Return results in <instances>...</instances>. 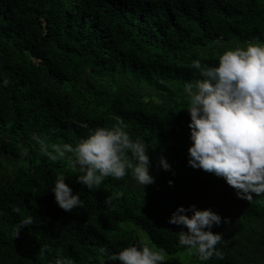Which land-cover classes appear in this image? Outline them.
Here are the masks:
<instances>
[{"label": "trees", "instance_id": "16d2710c", "mask_svg": "<svg viewBox=\"0 0 264 264\" xmlns=\"http://www.w3.org/2000/svg\"><path fill=\"white\" fill-rule=\"evenodd\" d=\"M249 43L264 44V0H0V264H105L114 261L101 247L141 241L167 253L163 264H264V195L240 199L188 164L184 85L200 78L191 61L215 66ZM116 117L146 143L154 183L142 187L129 172L91 191L77 182L71 154L51 162L33 139L50 151L75 146ZM58 175L83 208L58 206ZM181 205L221 216L211 231L222 234L223 259L201 261L179 244L187 228L168 221ZM27 216L33 225L16 235Z\"/></svg>", "mask_w": 264, "mask_h": 264}, {"label": "clouds", "instance_id": "9594fccd", "mask_svg": "<svg viewBox=\"0 0 264 264\" xmlns=\"http://www.w3.org/2000/svg\"><path fill=\"white\" fill-rule=\"evenodd\" d=\"M190 68L197 70L198 79L184 85L188 98L186 109L189 122L191 146L188 148V164L223 178L240 199L249 202L254 195H264V44L249 43L246 48L226 49L218 57V64H202L200 59L192 60ZM7 85L8 81L3 82ZM111 127H97L89 130L75 146L49 145L33 134L42 155L55 162L68 156L72 168L78 172L77 182L93 191L100 187L105 178L123 179L131 173L136 182L147 186L155 182L149 172L150 158L146 143L133 139L125 130L126 125L116 117ZM78 126L88 128L87 124ZM27 156L28 152L23 151ZM160 165L169 170L164 157ZM172 184V181H169ZM52 191L58 206L70 212L75 207L83 208L79 194L65 183V176L58 175ZM19 213V209H15ZM191 211L189 217L185 213ZM221 216L211 209H197L179 206L168 223L186 226L187 231L178 232V242L195 254L201 261L215 256L223 259L217 250L221 233L211 231L213 225L221 223ZM33 217H23L16 229L33 225ZM227 223L228 219L225 218ZM100 252L108 260H119L122 264H163L167 253L154 249L148 242L140 246L124 247L118 252L108 253L104 247ZM56 264H71L58 259Z\"/></svg>", "mask_w": 264, "mask_h": 264}, {"label": "water", "instance_id": "95a60500", "mask_svg": "<svg viewBox=\"0 0 264 264\" xmlns=\"http://www.w3.org/2000/svg\"><path fill=\"white\" fill-rule=\"evenodd\" d=\"M133 245H135V243H133ZM105 264H122V262L121 261H114V262L107 261V262H105Z\"/></svg>", "mask_w": 264, "mask_h": 264}]
</instances>
